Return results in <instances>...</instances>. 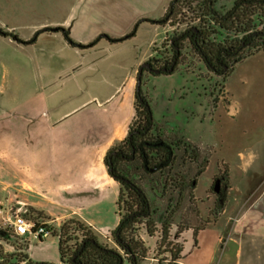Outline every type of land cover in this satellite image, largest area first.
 Returning a JSON list of instances; mask_svg holds the SVG:
<instances>
[{"label":"crops","instance_id":"1","mask_svg":"<svg viewBox=\"0 0 264 264\" xmlns=\"http://www.w3.org/2000/svg\"><path fill=\"white\" fill-rule=\"evenodd\" d=\"M170 1L0 0V28L27 40L38 29L60 26L86 44L100 34L121 37L140 19L162 17ZM17 23L29 27L27 36L20 35ZM172 30L169 24L143 21L126 40L101 39L85 49L70 45L61 32H43L29 45L0 35L21 52L31 49L27 61L36 76L33 87L12 78L6 105L0 106L5 116L0 120V158L7 178L36 195L59 197L67 218L79 216L104 237L113 230L119 222L116 212L102 222L96 208L98 198L115 208L120 189L104 157L125 138L134 118L139 66ZM8 64L0 53V69L5 72ZM14 84H20L16 91ZM51 221L59 224L58 218ZM25 238L29 259L62 264L56 237Z\"/></svg>","mask_w":264,"mask_h":264},{"label":"rangeland","instance_id":"2","mask_svg":"<svg viewBox=\"0 0 264 264\" xmlns=\"http://www.w3.org/2000/svg\"><path fill=\"white\" fill-rule=\"evenodd\" d=\"M232 2L218 0L216 7L225 10ZM189 16L186 13L185 19L189 20ZM187 20L181 24L174 21L172 32L183 29ZM17 26L20 35L27 36L29 27L18 23ZM0 53L11 63L5 72L0 69V106L4 108L11 79L33 87L36 76L33 64L27 61V50L21 52L7 40H0ZM185 63L186 66L172 74L146 73L141 83L153 119L161 125L164 134L197 144L207 157L204 172L196 178L192 207L187 208L185 199L174 218L181 229L203 227L195 238L192 228L180 234L178 241L183 242V249L176 264H264V140L261 137L264 135V50L238 63L224 84L222 76L210 72L194 55L188 54ZM17 85L20 84H14L12 89L16 91ZM4 117L0 114V120ZM6 167L1 156L2 229L12 230L7 220L10 214L5 210L9 205L27 209L30 217L53 228H59L70 218L82 220L79 216L67 218L68 212L59 197L36 195L22 188L17 180L18 183L7 178ZM216 177L218 199L213 192ZM155 201V206H161V201ZM96 208L100 210L97 219L102 222L115 212L118 215L116 202L114 208L113 204L98 198ZM55 218L59 219L58 225L51 221ZM175 231L176 227L170 235ZM94 232L100 242L116 246L111 231L105 237ZM140 233L152 247L149 257L140 264H157V258L163 257L154 247L159 234L158 238L149 237L144 229ZM0 243L12 249L10 244Z\"/></svg>","mask_w":264,"mask_h":264},{"label":"trees","instance_id":"3","mask_svg":"<svg viewBox=\"0 0 264 264\" xmlns=\"http://www.w3.org/2000/svg\"><path fill=\"white\" fill-rule=\"evenodd\" d=\"M217 1L171 0L162 17L140 19L121 37L100 34L86 44L74 41L60 26L38 29L27 40L1 28L0 35L29 45L43 32H61L70 45L85 49L101 39L109 42L126 40L135 34L143 21L173 27L174 21L184 23L186 13H190L183 29L175 30L159 46L152 47L153 56L147 62L152 68L159 69L170 67L175 60L171 73H159L172 74L186 66V56L192 54L210 72L222 76L224 84L238 63L264 50V0H233L225 10L216 7ZM146 73L155 75L144 69L142 78ZM134 110L127 135L104 157L109 175L120 185L116 201L119 222L111 230L116 246L100 242L94 229L83 220L70 218L59 228H53L32 217L44 222L50 235L58 239L62 264H140L152 250L141 237L143 229L149 237L159 234L154 247L163 257L154 256L157 264H176L183 249V242L178 241L180 234L192 228L195 238L203 227L195 225L181 229L174 218L185 199L188 200L187 208L192 207L190 202L196 178L204 172L207 157L197 144L164 134L161 125L153 119L148 97L142 89L139 93L135 91ZM113 152H121L123 157L112 156ZM155 200L161 201V206H155ZM174 227L176 231L171 236ZM0 241L12 247L8 249L0 243V264H53L29 259L26 253L28 240L13 229L8 232L0 227Z\"/></svg>","mask_w":264,"mask_h":264},{"label":"built area","instance_id":"4","mask_svg":"<svg viewBox=\"0 0 264 264\" xmlns=\"http://www.w3.org/2000/svg\"><path fill=\"white\" fill-rule=\"evenodd\" d=\"M5 210L10 214L7 217L10 227L13 231L22 237H33L39 239L41 237H47L50 232L45 227V223L41 221H36L27 214V209L22 210V208H15L9 205ZM0 208V213H2Z\"/></svg>","mask_w":264,"mask_h":264},{"label":"water","instance_id":"5","mask_svg":"<svg viewBox=\"0 0 264 264\" xmlns=\"http://www.w3.org/2000/svg\"><path fill=\"white\" fill-rule=\"evenodd\" d=\"M175 63V60L173 61L172 65L170 67H162L159 69H155L152 68L150 66L149 62H144L142 63L139 68H138V72H137V77H136V88L135 91L139 93L140 89H141V83H142V74H143V70L147 69L149 70L151 73L153 74H159V73H171L173 70V65ZM217 183L218 181H216L214 189L217 190Z\"/></svg>","mask_w":264,"mask_h":264},{"label":"flooded vegetation","instance_id":"6","mask_svg":"<svg viewBox=\"0 0 264 264\" xmlns=\"http://www.w3.org/2000/svg\"><path fill=\"white\" fill-rule=\"evenodd\" d=\"M116 153H117V154H115V152H113V153H112V156H113V155H117V156H119V157H123V155L121 154V152H116ZM216 179H217V178H216ZM214 186H215V185H214ZM214 186H213V187H214ZM213 189H214V188H213ZM213 192H214V194L217 196V198L220 196V192L218 191V187H217V190L214 189Z\"/></svg>","mask_w":264,"mask_h":264}]
</instances>
